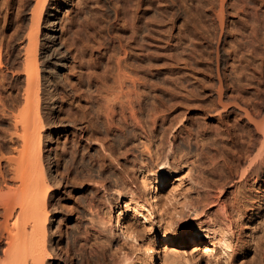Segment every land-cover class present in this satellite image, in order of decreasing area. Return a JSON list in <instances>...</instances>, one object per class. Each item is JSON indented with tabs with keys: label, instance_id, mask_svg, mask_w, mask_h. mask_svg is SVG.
<instances>
[{
	"label": "rangeland",
	"instance_id": "374dc122",
	"mask_svg": "<svg viewBox=\"0 0 264 264\" xmlns=\"http://www.w3.org/2000/svg\"><path fill=\"white\" fill-rule=\"evenodd\" d=\"M32 5L0 0V50ZM64 9L58 41L70 56L63 73L69 90L57 118L77 123L50 146L54 174L67 183L54 201L64 213L54 217L55 246L73 264H120L117 248L132 255L134 245L122 243L118 216L132 195L146 204L142 173L167 162L154 222L125 220L141 243L159 249V264H226L229 255L212 231L177 249L156 237L196 227L231 232V264H264V179L242 177L240 163L249 155L251 115L263 111L264 119V0H70ZM216 52L227 56L221 66ZM216 66L239 103L219 106ZM0 89L2 195L17 186L21 145L10 110L16 93ZM122 91L132 93V103ZM85 241L98 255L76 250ZM136 255V264H145Z\"/></svg>",
	"mask_w": 264,
	"mask_h": 264
},
{
	"label": "bare ground",
	"instance_id": "6f19581e",
	"mask_svg": "<svg viewBox=\"0 0 264 264\" xmlns=\"http://www.w3.org/2000/svg\"><path fill=\"white\" fill-rule=\"evenodd\" d=\"M32 1L33 5L29 9L30 12L24 17V23H22L24 25H19L21 27H18L9 36L6 50H0V78L3 81L0 88L7 85L13 93H16L10 110H12L11 119L14 120L12 121L15 124V135L17 139H20L18 141L21 145V150L18 151L19 156L14 159V162H18L12 165L15 166L16 164L13 169L16 168V175L14 172L16 178L14 179L18 182L17 186L15 187L16 184H14L12 188L9 187V190L7 188L8 192L0 194V219H2V221L0 220V252L3 254L0 255V264H73L71 258L58 249L54 242L59 231L54 229V217L63 213L54 201L61 195L62 189L67 183L54 174L53 160L55 159L52 158V149L50 148L56 135L77 123L75 121L64 122L57 118L62 99L69 90L63 73L68 68L70 56L68 51L64 50V46L59 43L58 33L61 11L69 5L70 0ZM115 17H117L116 12L114 20ZM220 22L223 23V20ZM110 24L113 26V23ZM218 38L221 40L220 36ZM222 53L224 54V52ZM217 54L219 59V52ZM224 56L218 60L219 66L227 57ZM219 66H216L219 78L217 92L219 106L225 107L224 102L227 101L239 103V97H229L228 89H224L219 74ZM1 90L0 97L2 96ZM122 93L123 91L120 92V94ZM128 93L125 92V95L123 93V99L127 98L130 101L132 96L126 95ZM111 96L118 102L119 100L123 101L121 95V98L119 95H117L118 98L114 94ZM113 97L110 100H113ZM224 98L226 101H223ZM110 100H108L109 104ZM109 104L108 107L112 106ZM108 107L106 106V109ZM14 109L17 110V112L15 110L16 113L13 112ZM132 109L131 111H133ZM262 112H255L251 115V127L253 126V129L249 133L251 136H249L252 138H250V148L248 147L249 157L247 156V159L240 161L243 170L242 177L264 179V119L258 120L262 116ZM135 117L137 115H133V119ZM128 119L131 120L132 116ZM167 166L168 163L166 162L160 171L142 173L141 185L147 195L146 204L132 195L125 201L124 211L121 212L116 221V227L122 231L123 236L135 235L134 246L138 247L145 264H159V249L154 248L152 242L141 243L133 227L129 226L125 220L131 216L136 219H144L148 223L154 222L153 218L162 206L160 200L165 197L164 189L168 184V175L165 170ZM173 184L176 186L175 188H178L175 182ZM108 223L110 221L104 219L103 225ZM204 231H212L214 235L217 234L218 242L223 238L225 232L214 231L210 227H196L195 232L188 231L185 233H173L165 229L156 237L162 238L163 248L166 246L177 249L185 244L198 243L199 240L195 235ZM154 242L158 241L155 239ZM162 242L158 245L161 246ZM82 243L81 245L77 244L79 246L76 250L85 251L89 249L91 254H97V245L92 244V242L90 244L89 241ZM99 249L101 251V248ZM211 251L209 247H205V252ZM225 252L230 255L226 250Z\"/></svg>",
	"mask_w": 264,
	"mask_h": 264
},
{
	"label": "clouds",
	"instance_id": "9594fccd",
	"mask_svg": "<svg viewBox=\"0 0 264 264\" xmlns=\"http://www.w3.org/2000/svg\"><path fill=\"white\" fill-rule=\"evenodd\" d=\"M231 236L230 231H225L223 233V238L218 242V245L226 250L228 253H231L234 245L232 244L231 240L228 239ZM136 240L135 235L128 234L125 237L122 238L123 244H129L130 242L134 245V242ZM117 251L120 253L119 260L120 264H136L137 255L136 253L139 251V249H136L133 246V254L129 255L128 251L121 250L120 248H117ZM226 264H231V256L229 255L226 260Z\"/></svg>",
	"mask_w": 264,
	"mask_h": 264
}]
</instances>
